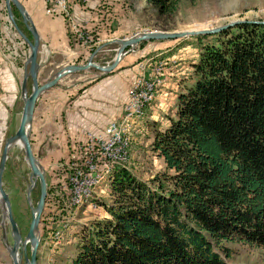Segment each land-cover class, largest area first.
Returning <instances> with one entry per match:
<instances>
[{"label": "trees", "instance_id": "trees-1", "mask_svg": "<svg viewBox=\"0 0 264 264\" xmlns=\"http://www.w3.org/2000/svg\"><path fill=\"white\" fill-rule=\"evenodd\" d=\"M152 1L170 13L178 4ZM212 37L175 118L150 126L166 172L145 182L118 168L110 218L86 230L71 264H227L214 243L264 249V25Z\"/></svg>", "mask_w": 264, "mask_h": 264}, {"label": "rangeland", "instance_id": "rangeland-1", "mask_svg": "<svg viewBox=\"0 0 264 264\" xmlns=\"http://www.w3.org/2000/svg\"><path fill=\"white\" fill-rule=\"evenodd\" d=\"M36 1L28 0L32 3H36ZM118 3L121 8L115 14L113 24L110 23L105 27V30L108 31L107 35L110 34L105 42L100 41V37L97 35L86 34L90 43L85 44L72 32L69 20L62 18L70 45L83 51L90 48L89 51H86L89 53L88 55L85 54L87 57L74 60V64H85L93 51L102 43L130 38L141 32L198 31L221 27L238 20L264 21V0H178L173 13L161 11L160 7L156 6L152 0H118ZM15 20L19 27L23 28L22 19L15 18ZM9 33L17 35L7 18L5 0H0V46L5 50L4 54H6V47L11 48L12 42L15 44L14 40L12 42L6 40ZM214 40L210 36L202 41L197 40L196 37L177 41H145L126 55V59L118 65L112 75L109 74L113 78L111 80H116V83L111 81V88L114 90V86L116 89L120 86V93L122 100H124L123 112L129 99V89L134 80L131 99L144 91L151 93L153 89V101L147 107L145 117L142 119L130 121L127 119L128 116H123L121 122L113 123L112 132H116L117 129L121 130V135L129 140L124 163L110 162L109 169L94 174L93 181L86 185L84 196L75 194L70 212L64 208L65 197L62 198V196L57 195L58 182L63 177L59 165L65 161L72 150L76 149L75 146L80 142H71L65 148L45 147V145L40 148L39 139L49 138V126L44 124L43 118L37 117L38 123L36 135H33L35 140H33L32 147L36 159L45 171L48 194L39 224L40 243L36 264H71L78 253L86 230L95 222L110 218L106 207L113 202V197H111L112 176L118 168L127 167L137 178L145 182L151 181L156 176L166 172L163 159L151 149L153 132L150 126L156 122L159 129H164L169 125V118H175L179 94L184 93L195 82L193 64L197 62L201 47L207 43H212ZM17 42H21V39ZM116 48L117 45L110 44L94 57V62L100 65L111 63L115 57ZM175 70L180 73L175 77L181 80L178 88H172V85L167 87L165 84L163 88L155 90V88H151V83L147 82L159 72L164 74L167 83V77L171 76ZM99 73L97 71V74ZM107 77L109 76L107 75ZM78 78L71 77V83L80 85L89 81L85 75L80 80ZM71 83L66 84L68 86ZM164 88H166L167 96L163 100L157 99L161 94L159 90ZM126 97L127 101L125 102ZM153 107L157 110L155 113V110H152ZM140 123L143 125L135 130V125ZM5 142L6 112L0 117V158ZM54 152L60 155V159L53 157ZM49 160L51 161L49 162ZM30 176L31 170L25 161L24 150L20 148V145H15L9 151V158L3 175V185L9 194L13 217L22 238L27 235L32 218L31 207L27 201ZM39 195V183L37 182L31 191L32 206H36ZM3 228L7 231L9 245H12L10 227L8 222L4 220V213L0 204V264H13L8 245L3 240ZM214 246L227 264H264V249L227 241L214 243ZM18 254L22 264H25V251L22 246L19 247ZM30 254L31 248L28 245L26 255L30 257Z\"/></svg>", "mask_w": 264, "mask_h": 264}, {"label": "crops", "instance_id": "crops-1", "mask_svg": "<svg viewBox=\"0 0 264 264\" xmlns=\"http://www.w3.org/2000/svg\"><path fill=\"white\" fill-rule=\"evenodd\" d=\"M20 1L30 14L40 36L38 50L40 64L38 80L40 84L52 79L54 74L62 68L73 65L74 60L87 57L85 54H89L86 51H89L90 48L83 51L71 46L63 19L47 16L41 0H37L36 3L28 2V0ZM120 8L118 0H89L85 6L74 7L72 14L85 34L97 35L100 37V41L105 42V39L110 36V34L107 35L108 31L105 30V27L110 23L113 24L115 14ZM19 39L21 38L18 34L9 33L6 40L8 42L14 40L15 44L12 42L11 48L6 47V54H4L3 47L0 46V117L6 112V140L12 135V132L14 134L19 128L24 107L21 86L28 69L26 63L30 50L22 39L21 42H17ZM17 44L18 46H16ZM125 57L120 64L126 59ZM68 61L69 63H67ZM112 74L113 72L110 75ZM179 74L175 70L171 76L167 77V83L165 77L163 87L166 84L167 87L172 85V88H178L181 80L175 77ZM84 75L88 77L87 83L80 85L71 83V77H79L78 80H80L84 78ZM110 75H108L109 77L103 76L100 73L97 74V71L91 70L69 74L62 78L55 87L42 93L35 106L30 133L31 145L33 146V140H35L33 135H36L38 116L43 118L44 124L49 126L48 135L50 138L39 139L40 148L44 145L45 147L65 148L71 142L83 143L87 140L89 133L103 131L112 120H117L114 123L121 122L124 100H122L120 86L117 89L114 86V90L111 88V81L116 83V80H111L113 78ZM29 79L27 81L28 92L30 89L32 91V82L29 84ZM66 83L71 84L67 86ZM165 89L159 90L161 94L157 99L163 100L167 96ZM152 110H155L154 113L157 111L154 107ZM142 125V123L135 125V130ZM54 156L60 159L57 152H54Z\"/></svg>", "mask_w": 264, "mask_h": 264}, {"label": "water", "instance_id": "water-1", "mask_svg": "<svg viewBox=\"0 0 264 264\" xmlns=\"http://www.w3.org/2000/svg\"><path fill=\"white\" fill-rule=\"evenodd\" d=\"M6 6V14L7 18L13 25L15 31L19 35V37L27 44L30 55L27 60L28 69L25 73L23 83L21 86L22 90V98L24 101V107L22 111V116L20 120V125L17 131L7 138L1 158H0V198L2 200V206L4 213V220H6L10 227V232L12 236L13 244L9 245L7 240V231L3 228V240L5 244L8 245V251L12 258L13 264H22V260L18 254V249L22 246L25 251L24 255V263L25 264H36L37 263V252L39 248V224L41 221L42 214L45 209L47 194H48V185L46 182V174L44 169L41 167L40 163L35 157L33 152V148L30 142V133L32 129L33 119H34V111L38 98L45 91L55 87L58 82L64 78L65 76L77 72H83L90 69L99 71L103 76H107L114 72L120 62L123 60L124 56H126L129 52H132L136 46L145 41H177L185 38L191 37H202V36H214L220 34L226 30H230L240 24L249 23V24H262L264 25V21H246V20H238L234 22H230L224 26L212 28V29H204V30H195V31H185V32H141L130 38L113 40L107 43H104L98 46L93 53L88 58L85 64L78 65H68L61 70H59L56 74H54L53 78L47 81L44 84H40L38 80V74L40 71V64L38 62V50L40 46V36L36 30L32 19L22 5L19 0H5ZM12 6H14L19 14L22 17V22L25 28L30 32L32 36V40H30L27 35L20 29L15 18ZM110 44L117 45L115 49V57L113 58L111 63H107L105 65H100L94 62V57ZM31 79L32 82V91L28 93L27 89V81ZM20 144V148L24 150L25 153V161L27 162L30 170V184L27 188V201L31 207L32 218L29 226V230L25 238H22L21 232L18 228V225L13 217L12 206L10 202V197L8 192L4 189L3 185V175L6 170V163L9 158V151L16 144ZM37 182L39 183L40 195L39 200L36 206H32L31 203V191L36 186ZM30 245L31 254L30 257L26 255V248Z\"/></svg>", "mask_w": 264, "mask_h": 264}, {"label": "built area", "instance_id": "built-area-1", "mask_svg": "<svg viewBox=\"0 0 264 264\" xmlns=\"http://www.w3.org/2000/svg\"><path fill=\"white\" fill-rule=\"evenodd\" d=\"M45 6V14L52 18H66L69 20L72 32L85 44L90 43V39L75 21L72 11L76 6H85L89 0H41ZM164 74L157 72L153 79L147 81L151 83V88L159 89L163 87ZM135 83V80L133 81ZM133 83L129 89V99L125 105L123 116L131 117V111H138L139 101L131 99ZM114 121L109 122L103 131L92 132L87 136V140L78 144L72 150L64 162L59 165V170L63 177L58 182L57 195L65 197L64 208L70 212V206L74 203L75 194H82L86 191V185L94 179V174L109 169L110 162L124 163V151H114L112 140V126Z\"/></svg>", "mask_w": 264, "mask_h": 264}, {"label": "bare ground", "instance_id": "bare-ground-1", "mask_svg": "<svg viewBox=\"0 0 264 264\" xmlns=\"http://www.w3.org/2000/svg\"><path fill=\"white\" fill-rule=\"evenodd\" d=\"M154 90L152 89L151 93H147L146 91L141 92V94H137L134 96L136 101H139L138 111H131V117L127 118L130 121H135L136 119H142L145 117V112L147 107L153 101ZM121 130H116V132H112V140H118V142H114V151H124V155L126 154L129 147V140L121 135ZM16 145H20L19 143ZM0 204L2 206V200L0 198Z\"/></svg>", "mask_w": 264, "mask_h": 264}, {"label": "flooded vegetation", "instance_id": "flooded-vegetation-1", "mask_svg": "<svg viewBox=\"0 0 264 264\" xmlns=\"http://www.w3.org/2000/svg\"><path fill=\"white\" fill-rule=\"evenodd\" d=\"M39 192H40V188H39ZM31 223V222H30ZM30 226V225H29ZM9 230H10V228H9ZM29 230V229H28ZM22 235V234H21ZM25 238V237H24ZM12 244H13V242H12Z\"/></svg>", "mask_w": 264, "mask_h": 264}]
</instances>
